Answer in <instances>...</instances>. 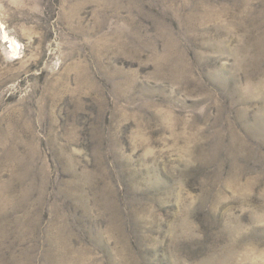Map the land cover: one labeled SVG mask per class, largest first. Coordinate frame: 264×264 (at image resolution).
<instances>
[{
	"label": "rangeland",
	"instance_id": "rangeland-1",
	"mask_svg": "<svg viewBox=\"0 0 264 264\" xmlns=\"http://www.w3.org/2000/svg\"><path fill=\"white\" fill-rule=\"evenodd\" d=\"M0 264H264V0H0Z\"/></svg>",
	"mask_w": 264,
	"mask_h": 264
}]
</instances>
